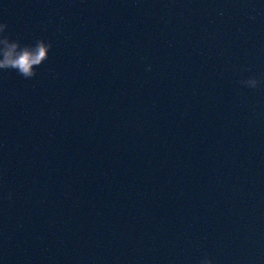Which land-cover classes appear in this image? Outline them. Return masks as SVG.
Returning a JSON list of instances; mask_svg holds the SVG:
<instances>
[{"label": "water", "instance_id": "water-1", "mask_svg": "<svg viewBox=\"0 0 264 264\" xmlns=\"http://www.w3.org/2000/svg\"><path fill=\"white\" fill-rule=\"evenodd\" d=\"M0 264H264V111L131 0H0Z\"/></svg>", "mask_w": 264, "mask_h": 264}, {"label": "clouds", "instance_id": "clouds-1", "mask_svg": "<svg viewBox=\"0 0 264 264\" xmlns=\"http://www.w3.org/2000/svg\"><path fill=\"white\" fill-rule=\"evenodd\" d=\"M7 29L8 24L0 21V70H15L25 79L36 76V69L49 58L51 42L38 39L34 44L22 45L18 38L12 39L7 34ZM241 83L255 89L262 81L250 77ZM202 264H213V262L205 257Z\"/></svg>", "mask_w": 264, "mask_h": 264}]
</instances>
